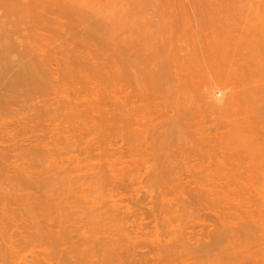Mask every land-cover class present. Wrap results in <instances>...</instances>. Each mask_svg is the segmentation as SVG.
<instances>
[{
	"label": "rangeland",
	"instance_id": "1",
	"mask_svg": "<svg viewBox=\"0 0 264 264\" xmlns=\"http://www.w3.org/2000/svg\"><path fill=\"white\" fill-rule=\"evenodd\" d=\"M6 1L0 0V264H207L206 244L221 241L212 238L220 229L213 231L206 220L201 162L234 140L238 34L252 25L264 28V0ZM14 35L19 41L24 36L22 42ZM30 40L35 47L29 52ZM4 43L13 47L4 49ZM38 46L59 63L51 62L58 78L49 71L43 78L48 87L28 92L15 82L18 67L5 61L22 56L28 62ZM214 145L217 156L206 153ZM3 193L14 198L5 195L6 201ZM18 229L42 237V246L25 244ZM6 242L15 243L16 254Z\"/></svg>",
	"mask_w": 264,
	"mask_h": 264
},
{
	"label": "bare ground",
	"instance_id": "2",
	"mask_svg": "<svg viewBox=\"0 0 264 264\" xmlns=\"http://www.w3.org/2000/svg\"><path fill=\"white\" fill-rule=\"evenodd\" d=\"M5 1V0H4ZM9 1V0H8ZM8 1H6L5 2V5L6 4H8ZM16 0H14V2H15ZM19 2H20V0H18ZM43 1V0H42ZM49 1H51V0H49ZM71 1V0H70ZM74 1V0H73ZM17 2V1H16ZM21 2H23L22 0H21ZM52 2V1H51ZM54 2H55V0H54ZM10 3H13V1H10ZM33 3V2H32ZM31 3V4H32ZM49 3V2H48ZM57 4H58V2H56ZM70 3V2H69ZM21 4V3H20ZM19 4V5H20ZM76 4V3H75ZM0 5H1V7H2V5L3 4H1L0 3ZM9 5V4H8ZM7 5V6H8ZM24 5V4H23ZM42 5H43V3H42ZM41 5V6H42ZM48 5V4H47ZM53 5L54 4H52V6L51 7H53ZM7 6H5V7H7ZM18 6V5H17ZM20 6H22V5H20ZM24 6H26V5H24ZM45 6V5H44ZM55 6V5H54ZM72 6H74V7H76V5H72ZM74 7H72V8H70L71 10H73V8ZM11 7L9 6V8H7V11H9V10H12V9H10ZM22 8V7H21ZM27 8L29 9V8H31V6L29 7H26V8H24V12H23V9H22V12L25 14V10H27ZM50 8V7H49ZM48 7H47V11H49V10H51L52 11V9H49ZM65 9H66V7H64ZM9 9V10H8ZM17 9V10H16ZM42 9H43V7H42ZM54 9V8H53ZM57 11L56 12H58L59 10H60V6H58V8H55ZM64 9V10H65ZM15 10L17 11V12H15L14 11V9H13V11L16 13V14H20V13H18V11L19 10H21L20 8H15ZM37 10V9H36ZM35 10V11H36ZM68 11H70L69 10V8L67 9ZM74 10H75V8H74ZM6 11V12H7ZM29 13H30V11H31V9H30V11L29 10H27ZM51 11H49V12H51ZM66 11V10H65ZM65 11L63 12V10H62V7H61V13L62 14H64L65 15ZM76 11V10H75ZM75 11H73V12H75ZM39 12H42V11H40V9H39ZM48 12V13H49ZM55 12V13H56ZM71 12V11H70ZM22 13V14H23ZM33 13H35V12H33ZM36 13H37V11H36ZM43 13V12H42ZM42 13H41V15H42ZM53 13V12H52ZM60 13V14H61ZM12 14H14L13 12H11L10 13V15H12ZM16 14L15 15H13L14 17L16 16ZM40 14V13H39ZM58 14H59V12H58ZM61 14V15H62ZM69 14H71V13H69ZM68 13L66 14V15H69ZM73 14V13H72ZM71 14V17L73 16ZM75 15H76V13H74ZM8 14H6V16H7ZM26 15V14H25ZM27 15H28V13H27ZM31 15V14H30ZM50 15V14H49ZM36 15H34V17H35ZM54 16H56V15H54ZM8 17V16H7ZM11 17V16H10ZM18 17H22L21 15H19ZM17 16H16V18H18ZM29 17V16H28ZM49 17H51L52 18V16L50 15V16H48V17H46V18H49ZM59 17V16H58ZM24 17H22V19H23ZM40 18V17H39ZM43 18H44V16H43ZM50 18V19H51ZM57 18V17H56ZM60 18L63 20V18H65V17H61L60 16ZM59 18V19H60ZM11 19H12V17H11ZM13 19H15V18H13ZM19 21V23H18V25L20 24V23H22V22H20V19H18ZM35 20V19H34ZM36 20H37V18H36ZM38 20H40V19H38ZM44 20V19H43ZM46 20H48V19H46ZM54 20V19H53ZM52 20V21H53ZM56 20V19H55ZM11 21V20H10ZM57 21V20H56ZM56 21H54V22H56ZM12 23H11V25L13 24V20L11 21ZM17 22V21H16ZM32 22H34V21H32ZM38 22V21H37ZM40 22V21H39ZM59 22V21H58ZM61 22H64V21H61ZM9 23V22H8ZM26 23V22H25ZM31 23V22H30ZM30 23H28V24H30ZM42 23V22H41ZM6 24V23H5ZM23 24V23H22ZM14 25H16V24H14ZM25 25H27V24H25ZM33 25L34 24H32V28H34L33 27ZM36 25V24H35ZM34 25V26H35ZM37 25H39V24H37ZM58 25H60V23H58ZM57 25V26H58ZM13 26V25H12ZM259 26H261L260 24H259ZM16 27V26H15ZM14 27V28H15ZM41 27V26H40ZM60 27V26H59ZM64 27V26H63ZM255 27V28H254ZM258 27V26H257ZM263 27V26H262ZM13 28V29H14ZM37 28H39L38 26H37ZM42 28V27H41ZM61 28V27H60ZM43 29V28H42ZM11 30V29H10ZM21 31H22V29H20ZM29 30H33V29H29ZM7 31H9V30H7ZM16 30L14 29V31L13 32H15ZM36 31H38V30H36ZM40 31H41V29H40ZM33 32V31H32ZM7 33H10V32H7ZM6 33V34H7ZM23 33V32H22ZM21 33V35H24V36H26L25 34H22ZM11 35H13L12 34V32L10 33ZM35 35V34H34ZM20 36V35H19ZM24 36H23V38H24ZM31 36H33V35H31ZM38 36H40L39 34H38ZM43 36V35H42ZM29 37V36H28ZM27 37V38H28ZM41 37V36H40ZM22 38V39H23ZM14 39H15V35H14ZM22 39H20V41L17 39V37H16V43L19 41V42H22L21 40ZM31 39V38H30ZM35 39V38H34ZM74 40H76V39H74ZM73 40V42H75ZM3 42H5L4 40H3ZM2 42V40H0V45H1V43H3ZM29 42V41H28ZM30 42H31V40H30ZM72 42V43H73ZM6 43H9V41H6ZM33 42H31V44L29 45L30 47L32 46V45H34V43L32 44ZM38 43H41V42H38ZM45 43H48V42H45ZM71 43V42H70ZM71 43V44H72ZM76 43V42H75ZM75 43H73L72 44V46H74L75 45ZM85 43V42H84ZM84 43H82L83 45H86V44H84ZM106 43H108V42H106ZM42 44V43H41ZM69 44V43H68ZM67 44V45H68ZM4 45H5V43H4ZM7 45V47H5L4 49H6V48H10V46L11 47H13L12 45H9V44H6ZM5 45V46H6ZM48 45V44H47ZM62 45H64V44H62ZM103 45V44H102ZM2 46H3V44H2ZM49 46V45H48ZM66 46V45H65ZM76 46V45H75ZM75 46H74V49H76L75 48ZM96 46V45H95ZM109 46L111 47H113V45H111V44H109ZM117 46V45H116ZM20 47H22V46H20ZM20 47H18V48H20ZM27 47H28V45H27ZM29 47V48H30ZM33 47H35V46H32V48H30V50H29V52L30 51H32L31 49H33ZM40 46H38V48H39ZM43 47V46H42ZM47 47V46H46ZM61 47V46H60ZM59 47V48H60ZM64 47V46H63ZM67 47V46H66ZM69 47V46H68ZM88 47H89V45H88ZM94 47V46H93ZM97 47V46H96ZM109 47V48H110ZM29 48H27L25 51L27 52V50L29 49ZM38 48H35L34 50H35V53L37 52V54H35V55H32V60H30V61H28V62H23V60L22 59H24L22 56H20L19 58L18 57H15V58H17V59H15L14 57V59L13 60H11L10 62H9V60H10V58H8L7 56H6V54L8 53V52H10V53H13V52H11V51H8L6 54H5V57H7L9 60H8V62L7 61H5L6 60V58L4 57V56H2V57H4V59H3V61H5L6 63H8V66L9 67H18V69L17 70H15V71H17V75L20 77L19 79H17L16 78V80H15V82H17V83H19V81H20V83L18 84V86H19V88H22L23 87V89L24 90H27L28 89V92H29V87H33V88H39L38 90H40L41 88L43 89V90H45L44 89V87L46 88V87H48L47 85L49 84H46L45 82H44V79L43 78H47L48 79V77H49V71H50V75H51V78L52 79H55L56 77L58 78V76H54V73L56 74L59 70H57V69H53L54 67H52L51 65H52V63H54V65H55V63L58 65L59 63H57L54 59V61L52 62V61H50V59H52L51 57H50V55H48L47 53H46V51H44L43 53H42V50L41 49H43V48H39L40 50H37ZM51 48V50L53 51V49H52V47L50 46L49 48H47V49H50ZM59 48L57 49V50H59ZM72 48V47H71ZM97 48H99V47H97ZM103 48V47H102ZM105 48V47H104ZM114 48H115V45H114ZM12 50L14 49L15 50V47L14 48H11ZM44 49H46V48H44ZM73 49V48H72ZM91 49H92V47H91ZM88 50V51H90L91 53L93 52V54L91 55V56H93L94 55V53H95V51L94 50ZM94 49V48H93ZM96 49V48H95ZM116 49H118V48H116ZM115 49V50H116ZM7 50H9V49H7ZM18 50H20V49H18ZM33 50V51H34ZM61 50V49H60ZM64 50V49H63ZM62 50V51H63ZM99 50V49H98ZM119 50H121V51H124V50H122V49H119ZM119 50H116V51H118L119 52ZM4 51V50H3ZM56 51V50H55ZM71 51V50H70ZM120 51V52H121ZM2 52V51H1ZM24 52V51H23ZM25 52V53H26ZM57 52V51H56ZM69 52V51H68ZM89 52V53H90ZM117 52V53H118ZM43 55H42V54ZM54 53V52H53ZM72 53H74V52H72ZM72 53L70 54V56L72 55ZM123 53V52H122ZM121 53V54H122ZM14 54V53H13ZM51 54V53H50ZM55 54V53H54ZM58 54V52L55 54V55H57ZM75 54H76V52H75ZM96 54V53H95ZM100 54V53H99ZM103 54H104V52H103ZM119 54V53H118ZM120 54V55H121ZM7 55H9V53L7 54ZM11 56H12V54H10ZM64 55V54H63ZM69 55V54H68ZM85 55V54H84ZM90 55V54H89ZM89 55L87 54V56L89 57ZM126 55V54H125ZM124 55V56H125ZM51 56H52V54H51ZM73 56V55H72ZM72 56H71V60H72ZM86 56V55H85ZM85 56H82L81 58H83L84 60H85V58H87V56L85 57ZM91 56L89 57V58H87L86 60H90V61H93V59H94V61L93 62H97V61H95V59H97V57H99L98 56V54H96V55H94L92 58H91ZM124 56H122V57H124ZM28 57V56H27ZM26 57V58H27ZM30 57V56H29ZM34 57V58H33ZM35 57H37V58H35ZM73 57H75V56H73ZM106 57H107V55H106ZM25 58V59H26ZM54 58V57H53ZM57 58V57H56ZM65 59H66V57H64ZM63 58V59H64ZM76 58V57H75ZM79 58V57H78ZM91 58V59H90ZM236 58H237V83L235 84L236 85V87L235 88H237V90L235 91L234 90V92L235 93H233L234 95V101H233V104H234V110L235 109H237V110H235L234 112H235V119H236V116L238 117L235 121H236V123L234 124V126L236 125V127H235V129H234V140H233V142H232V140H231V142L230 141H228L229 142V145H228V143H227V141H223L222 143L223 144H221L220 143V147H219V145H218V148L217 149H219L218 151H220L219 152V154H218V156H220L221 155V153H222V156H220V157H218L217 156V153H215V149H213L214 147L216 148V146L214 145L213 147H212V149L213 150H211L212 151V153L211 152H209L210 151V148H209V151L208 152H206V153H210L211 155H213V153H214V155H216L217 157L216 158H214V157H212L211 156V158H213V159H206V161L205 160H203L204 162H201L202 164L201 165H203V168H204V170H203V168H202V175L204 176L205 174H206V179H202L203 180V182L205 181L206 182V186H205V190L203 191V189L201 190V193H202V199L204 200L203 202H204V211H205V216L207 215L209 218H211V222L210 221H208V219L209 218H207V216H206V220L208 221L207 223H209L210 225H208L206 222V224L208 225V227L209 226H212L213 227V231H214V229H215V232H217L219 229V231H220V233L218 234V233H215L214 234V232H212L213 233V236H212V238L214 239V240H219V241H221V242H215V241H213V242H215L217 245H215V243L213 244V245H211V246H213V248L210 246V243H209V246L210 247H208L207 245L208 244H206V247H207V249H204V250H207L206 252H204V253H206V254H209V255H207L206 256V258H207V261H206V263L208 264L209 263V261L211 260V259H214V257H211L210 258V256H213L212 254H215V259L214 260H212L211 262L212 263H209V264H216V263H218V261L221 259L222 260V258H219V259H217L216 258V255L218 254V257H224V255H225V257L223 258L225 261H219L220 263H218V264H264V141H262V140H264V138H263V135L264 134H262V133H264V124H263V122H264V109H263V105H264V28H256V26L255 25H252L251 27H248V28H245V29H242L241 31H240V33L238 34V41H237V44H236ZM28 59V58H27ZM34 59H36V60H34ZM38 59V60H37ZM69 59V58H68ZM110 59V58H109ZM109 59H107L106 61H108ZM120 59H121V56H120ZM122 59H125V57L124 58H122ZM39 60H41V61H39ZM56 60H58V59H56ZM70 60V59H69ZM88 60V61H89ZM99 60V59H98ZM119 60V59H118ZM25 61V60H24ZM65 61V60H64ZM76 61V60H75ZM75 61H74V63H75ZM83 61V60H82ZM88 61H86V62H88ZM105 61V62H106ZM4 62V63H5ZM52 62V63H51ZM104 62V63H105ZM3 63V64H4ZM66 63H68V62H66ZM70 63V62H69ZM71 63H73V60H72V62ZM94 63V64H95ZM113 63V62H112ZM115 63V62H114ZM63 64V63H62ZM61 64V65H62ZM81 64H83V63H81ZM97 64H98V62H97ZM97 64H95L96 66H97ZM109 64V63H108ZM7 65V64H6ZM53 65V66H54ZM112 65H115V64H112ZM117 65V64H116ZM52 67V68H51ZM60 66H58V67H56V68H59ZM71 67V66H70ZM106 67H107V64H106ZM110 67V66H109ZM112 68H113V66H111ZM117 67H119V66H117ZM72 68V67H71ZM114 68H116V67H114ZM12 69V68H11ZM68 69V68H67ZM73 69V68H72ZM71 69V70H72ZM120 69V68H119ZM13 70H14V68H13ZM46 70H48V73H47V75H46V73H45V71ZM54 70H57V71H54ZM121 70V69H120ZM10 71V70H9ZM8 71V72H9ZM61 71V70H60ZM68 71V70H67ZM73 71H75V69L73 70ZM1 72H2V70H1ZM11 73L12 72H10V74H8V75H11ZM60 73V72H59ZM1 74V73H0ZM13 75H15V73H12ZM58 74V73H57ZM2 75V74H1ZM3 77V76H2ZM9 77V76H8ZM15 77V76H14ZM55 77V78H54ZM157 77V76H156ZM6 78V77H5ZM39 78H41L40 80H38ZM21 79V80H20ZM158 79H159V77H158ZM156 80V79H155ZM163 79L161 78V81H162ZM23 81V82H22ZM26 83H25V82ZM159 81V80H158ZM157 81V82H158ZM1 82H2V80H1ZM22 83H23V85H22ZM30 83H31V85H30ZM44 83L46 84V86L44 85ZM28 84V85H27ZM51 84V83H50ZM17 85V84H16ZM20 85H22V87H20ZM30 85V86H29ZM44 85V86H43ZM24 86H26V87H24ZM28 86V87H27ZM43 86V87H42ZM97 87V86H96ZM26 88V89H25ZM41 89V90H42ZM97 89V88H96ZM31 90V89H30ZM33 90V89H32ZM23 92H26V91H23ZM28 92H26L27 94H28ZM220 92V91H219ZM31 93V92H30ZM29 93V94H30ZM44 93V92H43ZM26 94V95H27ZM28 94V95H29ZM31 95H33V92L31 93ZM31 95H29V96H31ZM28 96V97H29ZM34 96H35V98L36 99H38V95H37V97H36V94H34ZM34 96H32L31 97V101L32 100H34V99H32ZM41 95H39V98H41L40 97ZM25 97H27V96H25ZM213 97V96H212ZM213 98H215V97H213ZM215 100H217V99H215ZM35 101V100H34ZM215 102H217V101H215ZM215 106H218V105H216L215 104ZM235 106H236V108H235ZM262 110H263V112H262ZM261 111V112H260ZM260 113L261 114H263V115H260ZM262 116L263 117V119L261 118L260 119V116ZM260 121H259V120ZM257 121H259L258 123H257ZM263 121V122H262ZM262 122V123H261ZM259 124H261V126H262V128H261V126L259 125ZM263 124V125H262ZM260 126V127H259ZM259 128H261V129H259ZM261 130V131H260ZM263 131V132H262ZM262 132V133H261ZM262 134V135H261ZM226 142V143H225ZM231 143V144H230ZM217 144H219V143H217ZM227 144V145H226ZM223 147V148H222ZM220 148H222L221 150H220ZM222 150H223V152H222ZM214 151V152H213ZM207 154V156H208V158H210V155H208ZM207 156L205 155L204 156V158L206 157L207 158ZM204 163V164H203ZM205 166V167H204ZM202 176V177H203ZM205 184V183H204ZM27 185V184H26ZM30 185V184H29ZM202 185H203V183H202ZM33 186V185H32ZM18 187H21V186H18ZM31 187V186H30ZM30 187H28V185H27V188H24V189H26V191H27V189L28 188H30ZM34 188H35V186H34ZM9 189H11V188H9ZM21 189V188H20ZM36 189V188H35ZM8 190V189H7ZM13 191H14V189H12ZM12 190H9V191H11L12 192ZM32 190H34V189H32ZM38 190V189H37ZM37 190H35V191H37ZM40 190V189H39ZM29 191V190H28ZM8 192V191H7ZM14 193V192H13ZM16 193H18V191L16 192ZM20 193V192H19ZM12 194V193H11ZM27 194V193H26ZM29 194V193H28ZM27 194V195H28ZM3 198H5V193H3ZM10 195V194H9ZM14 195V194H13ZM13 195H10V197H12ZM16 195V194H15ZM21 195H23V193L21 194ZM30 195V194H29ZM29 195L28 196H26V195H23V196H25V197H28V198H30L29 197ZM31 195H33L32 193H31ZM34 195H35V193H34ZM46 195V194H45ZM44 195V196H45ZM199 197V194H197L196 195V197ZM6 197L8 198V201L10 200V197L8 196V194L6 195ZM200 197V198H201ZM12 198H14V196L12 197ZM19 198V197H18ZM31 198H34V197H32L31 196ZM30 198V199H31ZM16 199V198H15ZM20 199H22L21 198V196H20ZM19 199V200H20ZM36 199V198H35ZM199 199V198H198ZM5 200H6V198H5ZM33 200V199H32ZM54 200V199H53ZM200 200V199H199ZM7 201V200H6ZM15 201H17L18 202V200H15ZM14 201V202H15ZM35 201V200H34ZM37 201V200H36ZM201 201V200H200ZM25 202V201H24ZM42 201L40 200V203H41ZM9 203V202H8ZM10 204H11V202H10ZM15 204H16V202H15ZM39 204V203H38ZM45 204V203H44ZM56 204V203H55ZM42 206H43V203L41 204ZM57 205V204H56ZM40 206V205H39ZM50 206V205H49ZM55 206V205H54ZM60 206V205H59ZM45 207V206H44ZM42 208V207H41ZM53 208V207H52ZM56 208H57V210H58V206H56ZM4 210H6L5 209V207L3 208ZM2 209V210H3ZM36 209V208H35ZM51 209V208H50ZM54 209V208H53ZM1 210V211H2ZM48 210V209H47ZM46 211V210H45ZM49 211V210H48ZM53 211V210H52ZM3 213H4V211H2ZM2 213V214H3ZM6 213V212H5ZM5 213H4V215H5ZM45 213V212H44ZM48 213V212H47ZM43 214V213H42ZM53 214V213H52ZM3 215V216H4ZM7 215V214H6ZM9 216H12V215H9ZM9 216H8V218H9ZM48 216H49V213H48ZM104 216V215H103ZM4 217H7V216H4ZM46 216H44V218H45ZM105 217V216H104ZM43 218V219H44ZM51 218V217H50ZM57 218H59V217H57ZM23 219V218H22ZM21 219V220H22ZM42 219V218H41ZM10 220H11V218H10ZM46 220V219H45ZM48 220V219H47ZM52 220V219H51ZM62 220V218L60 219V221ZM108 220V219H107ZM113 220H115V219H113ZM112 220V221H113ZM0 221H2V220H0ZM39 221H41V220H39ZM43 221V220H42ZM52 221H55V219L54 220H52ZM52 221H50V223L52 222ZM104 221V220H103ZM10 221H8V223H9ZM22 221H20V223H21ZM23 222H24V220H23ZM38 222V221H37ZM57 222H59V220L57 221ZM107 222V221H106ZM7 223V222H6ZM13 223H15V222H13ZM25 223V222H24ZM46 223H48V222H46ZM54 223H56V221L54 222ZM108 223V222H107ZM3 224V223H2ZM10 224H12L11 222H10ZM17 224V223H16ZM19 224V223H18ZM37 224V223H36ZM35 224V225H36ZM43 224V223H42ZM45 224V223H44ZM51 224H53V223H51ZM106 224V223H105ZM110 224V223H109ZM214 224V225H213ZM13 225H15V224H12V227L13 228H15V226H13ZM20 225H22V224H20ZM54 225V224H53ZM206 225V226H207ZM1 226H3V225H1ZM6 226V225H5ZM10 226V225H9ZM22 226H24V225H22ZM25 226H26V224H25ZM43 226V225H42ZM45 226V225H44ZM52 226V225H51ZM50 226V227H51ZM106 226H108V225H106ZM215 226V227H214ZM217 226V227H216ZM8 227V226H7ZM6 227V228H7ZM29 227H31L30 226V224H29ZM40 228H41V226H39ZM52 227H56V226H52ZM59 227V226H58ZM104 227H105V225H104ZM113 227V226H112ZM212 227H209V228H212ZM1 228H3L4 229V227H1ZM0 228V229H1ZM18 227L16 226V229H17ZM20 228V227H19ZM27 228V227H26ZM38 228V227H37ZM43 228V227H42ZM48 228V227H47ZM84 228V227H83ZM107 227H105V229H106ZM209 228H207V229H209ZM15 229V230H16ZM21 229V228H20ZM20 229H18L19 231H22V230H20ZM29 229V228H28ZM27 229V230H28ZM31 229V228H30ZM33 229V228H32ZM31 229V230H32ZM36 228H34V230H35ZM218 229V230H217ZM30 230V233H32V231ZM38 230H40V229H38ZM43 230H45V229H43ZM54 230L55 229H53V232H54ZM0 231H2V230H0ZM17 231V230H16ZM50 231V230H49ZM105 231V230H104ZM218 231V232H219ZM221 231H222V233H221ZM6 232V231H5ZM23 233H24V231H22ZM21 232V234H20V236H22L23 237V239H21V237H20V239L26 244H28V243H32V245H35V244H38V242H37V239L35 238V236H33L32 234H30V233H27V235H26V233H22ZM29 232V231H28ZM45 232V231H44ZM78 232H80V231H78ZM91 232V231H90ZM210 232H211V229H210ZM209 232V234H211ZM34 233V232H33ZM36 233H37V231H36ZM46 233L48 234V231L46 230ZM105 233V232H104ZM108 233V232H107ZM15 234L16 233H14V237H15ZM49 234H50V232H49ZM48 234V235H49ZM60 234V233H59ZM59 234H57V235H59ZM87 234V233H86ZM216 234H217V236H216ZM12 235V234H11ZM16 235H18V234H16ZM25 235V236H24ZM44 235H45V233H44ZM55 234H53V236H54ZM56 235V236H57ZM3 236V235H2ZM19 236V235H18ZM43 236V235H42ZM46 236V235H45ZM50 236V235H49ZM52 236V235H51ZM108 236H111L110 234H108ZM210 236V235H209ZM209 236H207V237H209ZM219 236V237H218ZM39 237H41V236H39ZM114 237V236H113ZM219 239H218V238ZM7 238V237H6ZM10 238V237H9ZM11 238H12V240H10L11 242L13 241V235L11 236ZM10 238V239H11ZM44 238V237H43ZM54 238V237H53ZM55 238H57V237H55ZM54 238V239H55ZM59 239H60V237H58ZM109 238V237H108ZM107 238V239H108ZM212 238H211V241H209V242H212ZM216 238V239H215ZM51 239H52V237H51ZM207 239V238H206ZM210 239V238H209ZM38 240H40V239H38ZM113 240H114V238H113ZM9 241V242H10ZM41 242L43 241V239H42V237H41V240H40ZM48 241V240H47ZM19 242H21V241H19ZM22 242V243H23ZM35 242V244H33ZM37 242V243H36ZM46 242V241H45ZM44 242V243H45ZM111 242H112V240H111ZM116 240H115V242L113 241V243L116 245ZM205 242H206V240H205ZM7 243L8 242H6V245H7ZM23 243V244H24ZM40 243V242H39ZM108 243H109V241H108ZM118 244L119 243H121V242H117ZM221 243H223L224 244V246L226 247V245H228L230 248H226V250L227 251H223L224 249H225V247L223 246V249H222V247H221ZM15 243H9L7 246V248H9V250L11 251V253L13 254H16V247H15V245H14ZM24 244V245H25ZM43 244V243H42ZM110 244L111 243H109V246H110ZM219 244H220V246H219ZM226 244V245H225ZM31 245V244H30ZM40 245H41V243H40ZM112 245V244H111ZM114 245V247L116 248L117 247V249L118 248H121L122 246H123V243H122V245L120 244L119 246L120 247H118V246H115ZM26 246H28V245H26ZM38 246H39V244H38ZM42 246V245H41ZM107 246H108V244H107ZM215 246V247H214ZM227 246V247H228ZM35 247H36V245H35ZM217 247V248H216ZM220 247V248H219ZM38 248V247H37ZM39 248H40V246H39ZM46 248V247H45ZM44 248V249H45ZM123 248H124V246H123ZM214 249L215 248V250H216V253L214 252V250L212 251V252H214V253H211V255H210V253L208 252V249H209V251H211L210 249ZM36 249V248H35ZM111 249H113V247L111 248ZM122 249V248H121ZM218 249H219V251H218ZM92 250V249H91ZM115 249H113V251H114ZM222 250V252L220 253V251ZM112 251V250H111ZM112 251V252H113ZM123 251V250H122ZM219 253H218V252ZM89 252V251H88ZM93 252V251H92ZM107 252H109V251H107ZM111 252V253H112ZM128 252V251H127ZM208 252V253H207ZM224 252H226L225 254H224ZM104 253V252H103ZM110 253V252H109ZM114 253H116V254H120L119 253V251H118V253H117V250L116 251H114ZM122 254H123V252H121ZM143 253V252H142ZM141 253V254H142ZM89 254H91V252L89 253ZM95 254V253H94ZM99 253H97V255H98ZM125 254H127V253H125ZM125 254H123L124 256H125ZM140 254V255H141ZM150 254H151V252H150ZM154 254V253H153ZM205 254V255H206ZM219 254L221 255V254H224V255H221V256H219ZM105 255H108V253L107 254H105ZM113 255V254H112ZM115 255V254H114ZM128 256H129V254H127ZM126 255V256H127ZM144 256H145V254H143ZM157 255V254H156ZM99 256V255H98ZM97 256V257H98ZM116 256H118V255H116ZM119 256H122L121 254L119 255ZM126 256H125V259L124 260H127V258H126ZM127 256V257H128ZM134 256V255H133ZM155 256V255H154ZM159 256V255H158ZM208 256H209V258H208ZM100 257V256H99ZM108 257V256H107ZM106 256H104L103 258L105 259V258H107ZM110 257V256H109ZM108 257V259H110ZM139 257V256H138ZM93 258H96L95 256H93ZM112 258V257H111ZM115 258V257H114ZM121 259L123 258V257H120ZM129 258V257H128ZM143 258V257H142ZM141 258V259H142ZM145 258V257H144ZM98 259V258H97ZM107 259V260H108ZM113 259V258H112ZM152 259V258H151ZM151 259H150V261H151ZM96 260V259H95ZM103 260V259H102ZM106 260V259H105ZM111 260V259H110ZM109 260V262L111 263V261ZM130 260V259H129ZM132 260V259H131ZM145 260H147V259H145ZM101 260L99 259V262H100ZM119 261H121V260H119ZM118 261V262H119ZM155 261V260H154ZM215 261H217V262H215ZM93 262V261H92ZM95 262V261H94ZM97 262V261H96ZM94 263V264H97V263ZM102 262H104V260L102 261ZM101 262V264H103ZM107 262V261H106ZM115 263H117V261L115 260L114 261ZM134 262V261H133ZM144 262V261H143ZM149 262V261H148ZM153 262V261H152ZM151 262V263H152ZM215 262V263H214ZM222 262V263H221ZM108 263V262H107ZM106 263V264H107ZM109 263V264H110ZM128 264L130 263V262H127ZM135 263H137V262H134V264ZM140 263V262H139ZM92 264V263H91ZM100 264V263H99ZM105 264V263H104ZM120 264H122V263H120ZM125 264V263H124ZM132 264V263H131ZM141 264V263H140ZM143 264V263H142Z\"/></svg>",
	"mask_w": 264,
	"mask_h": 264
}]
</instances>
